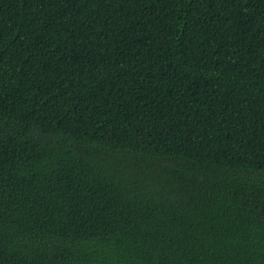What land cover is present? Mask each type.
<instances>
[{"label": "trees", "instance_id": "trees-1", "mask_svg": "<svg viewBox=\"0 0 264 264\" xmlns=\"http://www.w3.org/2000/svg\"><path fill=\"white\" fill-rule=\"evenodd\" d=\"M0 264H264V0H0Z\"/></svg>", "mask_w": 264, "mask_h": 264}, {"label": "bare ground", "instance_id": "bare-ground-1", "mask_svg": "<svg viewBox=\"0 0 264 264\" xmlns=\"http://www.w3.org/2000/svg\"><path fill=\"white\" fill-rule=\"evenodd\" d=\"M259 98V97H258Z\"/></svg>", "mask_w": 264, "mask_h": 264}]
</instances>
